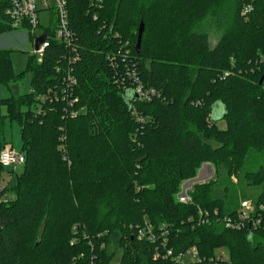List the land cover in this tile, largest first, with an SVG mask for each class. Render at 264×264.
I'll list each match as a JSON object with an SVG mask.
<instances>
[{"label":"trees","instance_id":"obj_1","mask_svg":"<svg viewBox=\"0 0 264 264\" xmlns=\"http://www.w3.org/2000/svg\"><path fill=\"white\" fill-rule=\"evenodd\" d=\"M9 5L0 0V33L12 31ZM67 8L74 43L49 40L41 63L28 57L29 91L0 97V126L16 121L25 157L15 198L0 189V264H42L25 256L42 250L47 224L39 238L35 228L43 216L57 219L62 201H51L61 196L77 198L76 222L62 243H48L47 264H180L173 257L190 247L202 261L183 264H209L219 248L228 260L217 264H264L263 227L220 221L238 208L225 182L233 175L262 184L264 205L263 166L245 170L251 153H264V0H68ZM10 52L0 48L9 88L19 77ZM138 82L155 90L152 99H139ZM205 161L213 178L180 202L181 183ZM147 225L153 241L137 237Z\"/></svg>","mask_w":264,"mask_h":264},{"label":"rangeland","instance_id":"obj_2","mask_svg":"<svg viewBox=\"0 0 264 264\" xmlns=\"http://www.w3.org/2000/svg\"><path fill=\"white\" fill-rule=\"evenodd\" d=\"M39 15V29H43L44 27H47L48 29H52L54 26V22L56 19L55 9H49V10H43L38 13ZM40 29V30H41ZM210 37V46L212 47L214 44L218 41V34L214 31H211L209 33ZM33 41H30V39L27 37L26 31L23 29L18 30H12V31H5L4 33H0V48H5L7 50H11L9 54V58H11V66L12 71L17 74L19 77L17 80H15L13 83L10 84V88L7 87L4 83L0 82V97L1 98H7L11 95H18L19 93H27L30 89V81L32 77L31 72H27V63L29 60V56L32 55L33 50ZM4 108H1V111H3ZM218 125L221 128H225L226 123L223 122V120L218 121ZM0 142H6L7 144H11L12 148L16 151L21 150V138H20V130L18 129L16 121H11L9 118L5 119V122H3V125L0 126ZM6 145V144H5ZM4 145V146H5ZM206 164V165H203ZM245 170L254 171L257 170L259 165L263 166L264 169V153H251L247 163H245ZM202 167L200 169H197V172L194 173L193 177L188 178L187 180L183 181L180 185V189L177 192V194L180 191L188 190L191 188V186L194 183H202L206 181H210L211 178L214 176V165L211 162L205 161L201 164ZM21 166L17 165V168L14 169V175L9 176L7 171H10L8 169H4L2 172H0V187H5V198L7 200H13L15 198L14 190H13V184L15 182V177L18 173H20ZM207 169V176L204 177L203 172ZM243 171L240 172V175L243 176ZM232 180L225 179L226 184L229 186V191L233 192L232 194L233 198L235 199V205L240 202L241 200H244L245 198L251 199L253 201H256V197L259 194V190L261 188L260 184L259 186H254L247 184L246 178H239V175H233ZM223 184V183H222ZM71 191V190H70ZM72 193V192H71ZM215 196L223 195L222 193V185L218 186L216 191L214 192ZM61 196V195H60ZM72 197V196H71ZM256 198V199H255ZM61 199H56V202L54 199L51 201L52 208H58L57 204H61V207H59V213L57 215V219L52 221H47V217H42L41 221L38 223L37 228H35L34 231V237L37 238L40 237V232L42 229H44V224H47V235L45 237H42V244L41 248L42 250H38L35 253V249L32 250L30 253L25 250L23 253L26 254V261L27 259H32V263L36 262V256H40L39 261L42 264H47L48 262V253L50 254L51 250L46 249V246L49 242H52V244L56 243H62L60 240L62 237L68 238V231L69 226L72 223H75L76 215L77 213H74L75 210H72V207H70L69 203H74L77 199L76 197H73V201L71 202L70 199H67V196H64ZM52 211V210H51ZM78 217V216H77ZM47 221V222H46ZM54 223V224H53ZM52 224V226H51ZM52 227V228H51ZM48 247V246H47ZM111 250H113L116 254V260L119 258L120 255V249L116 246V244H112L110 247ZM222 248L216 249V252H221Z\"/></svg>","mask_w":264,"mask_h":264},{"label":"built area","instance_id":"obj_3","mask_svg":"<svg viewBox=\"0 0 264 264\" xmlns=\"http://www.w3.org/2000/svg\"><path fill=\"white\" fill-rule=\"evenodd\" d=\"M9 7L5 10V14L9 18V24L11 30L23 29L26 31L27 37L30 41H33L32 56H34L38 63H41L45 49L50 45L49 40L53 42L63 43L66 46L72 45L74 39V33L69 28L70 15L68 14V0H8ZM102 0H89L90 6L101 5ZM55 9L56 19L52 30L44 27L39 29V15L38 13L43 10ZM91 9V8H90ZM249 7H245L242 14L245 15L249 11ZM96 18V15H94ZM48 32V33H47ZM45 35V38L39 44L38 48H35V39ZM49 34V35H48ZM228 72L223 73V77H227ZM134 77V74L132 73ZM71 77V76H70ZM135 78V77H134ZM136 80V78H135ZM75 83V80H72ZM67 86L64 91H68ZM136 94L140 100H150L156 94L155 90L150 87H144L141 82H138L135 88ZM76 102L75 97H70L69 103ZM25 157L22 152L15 151L12 147L4 146L0 150V165L2 168H17V165L24 163ZM9 176H11L9 174ZM0 189H3L0 187ZM189 188L188 190H190ZM188 190L180 191L177 198L182 203L190 201V196L187 193ZM5 198V195H3ZM223 221L225 227L228 228H243L249 226L256 230L257 228H264V205L257 204L256 201L245 198L238 204L236 212L230 216H224L220 218ZM137 237L143 239H150L153 241L154 234L151 232V226L147 225L141 229H137ZM167 255H172L170 249L166 250ZM174 260L179 261L180 264L184 262L200 263L202 259L199 257L198 251L195 247H190L186 252H181L173 257ZM228 260L227 251L223 248L221 252H215V255L209 258L207 261L209 264H217Z\"/></svg>","mask_w":264,"mask_h":264},{"label":"water","instance_id":"obj_4","mask_svg":"<svg viewBox=\"0 0 264 264\" xmlns=\"http://www.w3.org/2000/svg\"><path fill=\"white\" fill-rule=\"evenodd\" d=\"M139 25H140V27H139V29H138L137 38H136L137 42H136V45H135V48H136L137 51H138L139 48H140V43H141V40H140V39H141V36H142L143 30H144V25H143V23L140 22ZM44 38H45V35L43 34V35H41V37L35 39V41H34V43H35V48H38L39 44L41 43V41L44 40ZM263 80H264V76H261L260 84L262 83Z\"/></svg>","mask_w":264,"mask_h":264},{"label":"crops","instance_id":"obj_5","mask_svg":"<svg viewBox=\"0 0 264 264\" xmlns=\"http://www.w3.org/2000/svg\"><path fill=\"white\" fill-rule=\"evenodd\" d=\"M3 122H5V119H4V121ZM4 144H6L5 146H9V147H12V145L11 144H7L6 142H3ZM203 165H206V164H203ZM8 172V174H10L11 176H12V173L11 172H13L14 173V170H13V168H12V171L11 172H9V171H7ZM202 176H204V177H206L207 176V169H205L204 170V172H203V175ZM261 187H263V185H261ZM260 190H261V188H260ZM259 190V191H260ZM260 193V192H259ZM259 196V194L257 195V197ZM256 197V198H257ZM255 198V199H256Z\"/></svg>","mask_w":264,"mask_h":264}]
</instances>
